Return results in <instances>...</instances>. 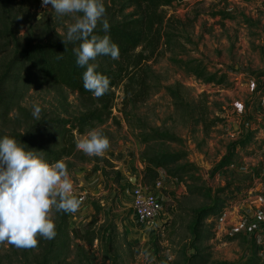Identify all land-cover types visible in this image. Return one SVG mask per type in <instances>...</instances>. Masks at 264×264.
Wrapping results in <instances>:
<instances>
[{
    "label": "rangeland",
    "instance_id": "374dc122",
    "mask_svg": "<svg viewBox=\"0 0 264 264\" xmlns=\"http://www.w3.org/2000/svg\"><path fill=\"white\" fill-rule=\"evenodd\" d=\"M106 4L112 8L105 7L103 19L108 23L121 19V1L104 0ZM131 12L126 10L124 15ZM167 12L172 16L166 26L168 34L151 60L138 70L132 86L138 90L143 80L148 94L132 103L128 87L115 88L113 115L119 123L109 120L76 134L78 140L98 129L110 140L102 156L81 152L66 162L74 195L85 203L81 207L85 214L68 212L67 230H60L62 222L53 213L57 234L51 240L39 238L36 248L0 244V264H186V257L196 253L195 249L201 256L209 255L210 264H243L256 253L264 260V147L258 150L253 144L247 150L238 149L235 165L214 172L232 144L249 134L255 137L253 143L264 139V130L256 131L264 119V0H188ZM219 12L232 18L222 20L215 16ZM78 15L61 16L50 4L40 6L29 23L20 24V47L36 41H63ZM101 26L98 23L97 28ZM3 47L0 66L13 55L12 49ZM137 52L147 55L151 50ZM191 60L201 62L211 74L226 75L225 84L199 81L178 64ZM18 90L16 107L0 118V134L22 132L37 120L32 115L34 103L42 108L40 118L46 114L71 118L88 106L72 91L35 76ZM151 131L180 139L149 146L156 153L185 152L188 161L201 168L196 176L202 181H188L193 187L215 193L231 181H235V191L239 184L247 186L231 199L228 195L233 189L219 195L227 203L225 211L218 219L203 221L213 226L212 237L195 248L189 228L195 222L193 211L213 205V200L190 195L184 182L168 177L165 171L159 179L163 188L158 198L164 205L160 227L141 235L142 227L137 224V234H131L135 225L128 223L133 212L129 177L143 183L141 156L145 150L134 134ZM252 186L256 192L250 196ZM94 203L102 210L97 212ZM199 230L203 232V227Z\"/></svg>",
    "mask_w": 264,
    "mask_h": 264
},
{
    "label": "trees",
    "instance_id": "16d2710c",
    "mask_svg": "<svg viewBox=\"0 0 264 264\" xmlns=\"http://www.w3.org/2000/svg\"><path fill=\"white\" fill-rule=\"evenodd\" d=\"M121 19L113 20L109 23L110 28L107 32L103 26L94 30L95 35L103 37L110 36L112 42L119 46V59L113 60L109 56H99L93 63L98 65L97 71L110 78V91L97 99L83 87L82 76L85 68H80L76 64L74 49L78 48L80 41L76 42H53L36 41L29 42L20 47L18 38L19 27L22 23H29L32 16L38 13L41 0H0V46L12 49V58L1 63L0 66V118L9 116L16 107L19 97L18 87L25 81L37 77L45 83L66 88L77 94L80 99L85 101L88 106L71 118L61 116L43 115L39 120H34L22 132L0 134V139L4 136L15 138L19 143L26 147V150H34L42 153L44 159L50 163L64 159L65 163L76 158L81 151L76 147V134L82 135L86 129H91L96 124L104 125L109 120L118 122L113 115L115 93L114 89L124 85L128 87V95L132 96V103L139 102L148 94L146 82L140 80L139 89H133L136 82L138 70L143 64L151 60L159 48L165 33L166 26L171 22L172 16H168L167 9L176 5H182L188 0H120ZM111 10V6L105 5ZM132 9L131 13L124 15V11ZM223 20L232 18L231 15L215 13ZM140 48H149L151 52L144 55L137 52ZM62 54V58L58 55ZM190 75L197 80L207 84L217 83L223 85L226 82V75L211 74L201 62L196 60L178 63ZM26 73V74H25ZM33 73V74H32ZM32 76H31V75ZM132 87V89H131ZM130 88V89H129ZM17 102V103H16ZM119 123V122H118ZM260 129L264 130V119L258 123ZM136 139L145 146L142 153L144 163L143 184L146 187L154 186L161 178V172L165 171L168 177L184 182L190 195L198 194L213 200V205L205 206L197 211H193L195 222L191 224L190 233L194 239L191 246L195 248L203 241L209 240L212 236V225H204L203 221L209 217L220 218L227 205L226 201L219 198L220 194H226L235 186V181H231L224 188L215 191L207 190L205 187H193L190 182H200L202 179L196 174L201 172V168L190 163L185 152H155L151 146L154 142H176V136L151 131L149 133L134 134ZM254 136L249 134L243 141L234 143L228 149L227 154L216 166L214 172L235 165L239 156L236 157L238 149L247 150L254 144L258 150H263L264 139L254 141ZM109 163L108 161H106ZM99 171V168H95ZM120 172L116 173L119 180ZM237 190H232L228 198H234L247 188L245 185H238ZM213 196V198H212ZM226 203V204H225ZM97 212L102 207L93 204ZM56 217L61 220L62 227L67 230L68 212L53 211ZM203 227V232L199 228ZM205 228V230H204ZM209 228V229H208ZM74 232H78L75 230ZM196 253L186 257V264H210L209 255L201 256L202 252L195 249ZM243 264H264L263 258L256 253Z\"/></svg>",
    "mask_w": 264,
    "mask_h": 264
},
{
    "label": "clouds",
    "instance_id": "9594fccd",
    "mask_svg": "<svg viewBox=\"0 0 264 264\" xmlns=\"http://www.w3.org/2000/svg\"><path fill=\"white\" fill-rule=\"evenodd\" d=\"M52 6L58 15L80 14L68 26L63 43L80 41L75 48L76 64L85 68L83 87L97 99L110 91V78L97 71L93 63L99 56L118 60L119 46L110 36L93 34L98 23L107 32L104 0H42V7ZM62 58V54L58 55ZM42 108L33 104L32 115L40 119ZM76 147L88 156H102L110 140L98 129L77 140ZM83 200L74 195V185L64 159L50 163L42 153L26 150L15 138L0 139V244L20 249L38 247L39 238L56 236L53 211L76 213Z\"/></svg>",
    "mask_w": 264,
    "mask_h": 264
},
{
    "label": "built area",
    "instance_id": "2783aa9c",
    "mask_svg": "<svg viewBox=\"0 0 264 264\" xmlns=\"http://www.w3.org/2000/svg\"><path fill=\"white\" fill-rule=\"evenodd\" d=\"M162 188V181L159 180L153 188L136 185L132 190V210L142 230L154 231L160 227V221L164 218V205L157 192ZM261 225L264 227V224Z\"/></svg>",
    "mask_w": 264,
    "mask_h": 264
},
{
    "label": "crops",
    "instance_id": "0c3cea01",
    "mask_svg": "<svg viewBox=\"0 0 264 264\" xmlns=\"http://www.w3.org/2000/svg\"><path fill=\"white\" fill-rule=\"evenodd\" d=\"M222 18V17H221ZM222 20H223V18H222ZM140 163V162H139ZM139 165V164H138ZM141 165V164H140ZM143 169V168H142ZM137 177H139V178H142L141 176H137ZM129 180L132 182V181H134V182H132V188H130V190L132 191L133 190V188H134V186H136V185H144L143 183H142V181H140L139 179H135V178H133V177H129ZM262 184H260V186H261ZM87 191V190H86ZM256 192V189H254V187L252 186L250 189H249V191H248V194L250 195V196H252V194L253 193H255ZM159 192H157V194H158ZM131 195H132V193H131ZM82 205H85V203L83 202L82 203ZM82 205H81V207H82ZM81 207H80V209L76 212L77 213V215H80V214H85V211L84 210H81ZM90 212H88V214H89ZM87 214V213H86ZM163 216H164V214H163ZM90 220V219H89ZM88 220V221H89ZM132 221V222H131ZM162 221V220H161ZM161 221H160V223H161ZM128 223L129 224H132V225H135V227H133V228H131V234H133V232H135L136 234H137V232H138V230H137V228H136V225L138 224V221H137V218H136V216H135V214L132 212V213H130L129 214V217H128ZM125 224H127V222L125 223ZM139 225V224H138ZM140 226V225H139ZM142 231V233H140L141 235L142 234H144L143 232H145V230H141ZM140 231V232H141ZM263 232H264V230H263Z\"/></svg>",
    "mask_w": 264,
    "mask_h": 264
},
{
    "label": "water",
    "instance_id": "95a60500",
    "mask_svg": "<svg viewBox=\"0 0 264 264\" xmlns=\"http://www.w3.org/2000/svg\"><path fill=\"white\" fill-rule=\"evenodd\" d=\"M132 182H134V181H132Z\"/></svg>",
    "mask_w": 264,
    "mask_h": 264
}]
</instances>
